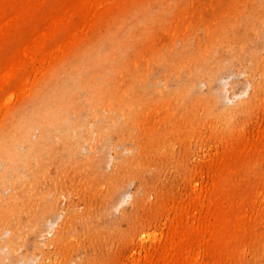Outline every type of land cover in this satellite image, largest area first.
Returning a JSON list of instances; mask_svg holds the SVG:
<instances>
[{"label":"rangeland","instance_id":"obj_1","mask_svg":"<svg viewBox=\"0 0 264 264\" xmlns=\"http://www.w3.org/2000/svg\"><path fill=\"white\" fill-rule=\"evenodd\" d=\"M86 82L99 113L55 130L76 157L40 162L24 142L30 163L0 165V255L13 241L17 264H264V0H0V141L61 86L84 102Z\"/></svg>","mask_w":264,"mask_h":264},{"label":"bare ground","instance_id":"obj_2","mask_svg":"<svg viewBox=\"0 0 264 264\" xmlns=\"http://www.w3.org/2000/svg\"><path fill=\"white\" fill-rule=\"evenodd\" d=\"M218 21L214 23L216 25V30L215 31H227L226 30V24L224 22L225 18L223 14L217 16ZM213 24V25H214ZM248 29V28H247ZM245 26H235L233 28V31H239L244 32L247 30ZM238 32V33H239ZM107 42V41H105ZM226 40L219 45V57H225L227 55H230L231 53V45L226 44ZM232 44V43H231ZM81 51H79V54H75L74 57L71 58L70 61L75 62L77 61L80 57ZM130 66H132V63L129 61ZM81 66V64H80ZM132 67H129L128 70L130 71ZM108 72L99 74V78H103L104 82V87L106 86L105 83H107L108 78L107 75ZM72 75L74 76L72 86H69L67 88H72L75 84L77 87V90H79V94H81L82 89L79 85L78 79L80 77L79 73L77 72H72ZM98 82V80H97ZM97 82L94 85H90L89 83H85V92H86V99L84 102H80L79 97L75 99V95L72 94V91H68L64 86H61V91L60 95L57 97H53V99L47 98L46 103L44 105V108L42 109L41 113L43 118L40 121H37L38 125L35 126V123L32 120L31 115H27L23 118L24 123L21 124L23 127V130L19 131L18 126L13 127L12 130H14L11 135L7 136L8 139L0 141V149L5 146L6 152L3 157H0V165H2V162H5V167L3 168V173H8L11 172L13 169H17L19 164H21L22 161H24V164H28L31 161V156L32 152L37 148L36 150V159L37 161L39 160L40 162L44 161L46 159V155L43 153L46 151L48 153H54L57 151H67L68 154L64 155L63 152L61 154V157H69V158H74L77 155L76 150L72 149V147L68 148V146H65V142L68 141L69 137H66L65 139H60L56 137L55 130L60 124H65V125H70L72 124L74 127H76L79 124H82L84 122V117H80V114L83 111H87V118H90L92 115H96L98 112V105L95 103V99L99 96L98 91L100 88H97ZM72 104V109L67 108V105ZM74 116V118H73ZM37 129L39 131V134L36 138L37 140L33 139L31 137V131ZM26 139V140H25ZM65 140V141H63ZM24 142L30 143V147L32 148V152L28 153V157H22V154L18 151L17 149V143L23 144ZM73 145V144H71ZM38 163V162H37ZM61 167L62 168H67L66 162L63 160L61 161ZM42 164H40L41 166ZM93 163L89 164L90 168H92ZM94 166V165H93ZM27 167V166H26ZM129 167L125 168L124 174L121 178L122 182L124 181V178L127 176V179L132 176L133 178L138 179L143 183L146 171V167L144 169H140L139 175L136 173H131L128 169ZM40 173L38 175V180L39 183H42L44 178L46 177V174L43 173L42 171L38 172ZM33 175V174H32ZM129 176V177H128ZM3 177L0 175V183L3 181ZM36 180V179H35ZM116 181V180H115ZM118 187V185L115 183V189ZM25 189V188H24ZM29 191L31 192L32 189L28 188ZM52 192V191H51ZM51 192L49 193V200H48V207H47V212L52 213L53 211L57 209L59 198L58 199H51L50 195ZM57 191L54 192L55 195L58 196ZM30 195V194H28ZM41 196V195H40ZM17 198H15L14 203V209L19 208V203L17 202ZM40 223L37 222L36 224L33 225V227H39ZM31 227V228H33ZM18 238L22 239L24 236L18 235ZM18 245L14 244L13 241L9 242V247H10V253L5 254V255H0V264H17L16 261L14 260V255L16 254V247ZM11 261L10 263H7V261Z\"/></svg>","mask_w":264,"mask_h":264}]
</instances>
